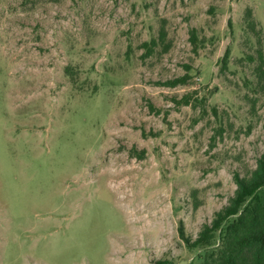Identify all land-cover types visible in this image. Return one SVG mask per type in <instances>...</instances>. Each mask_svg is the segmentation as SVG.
<instances>
[{
	"label": "rangeland",
	"instance_id": "1",
	"mask_svg": "<svg viewBox=\"0 0 264 264\" xmlns=\"http://www.w3.org/2000/svg\"><path fill=\"white\" fill-rule=\"evenodd\" d=\"M261 159L264 0H0V264H201Z\"/></svg>",
	"mask_w": 264,
	"mask_h": 264
},
{
	"label": "trees",
	"instance_id": "2",
	"mask_svg": "<svg viewBox=\"0 0 264 264\" xmlns=\"http://www.w3.org/2000/svg\"><path fill=\"white\" fill-rule=\"evenodd\" d=\"M184 82L185 79L180 78L170 84ZM189 102L185 98V103ZM263 189L264 159H261L253 175L239 181V187L229 205L216 214L211 224L202 229L197 245L210 249L201 264H264ZM232 216L238 217L227 226L222 245L215 248L212 243L215 233Z\"/></svg>",
	"mask_w": 264,
	"mask_h": 264
}]
</instances>
